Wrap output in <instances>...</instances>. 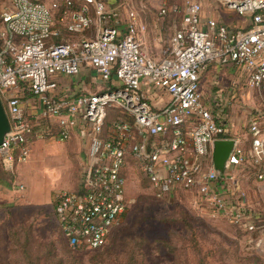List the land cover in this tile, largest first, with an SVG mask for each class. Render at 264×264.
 <instances>
[{
  "label": "built area",
  "instance_id": "built-area-1",
  "mask_svg": "<svg viewBox=\"0 0 264 264\" xmlns=\"http://www.w3.org/2000/svg\"><path fill=\"white\" fill-rule=\"evenodd\" d=\"M223 2L248 25L204 18L202 1L187 0L165 55L156 59L143 44L145 25L134 9L121 25L111 23L116 14L104 0H0V97L11 124L1 163L13 171L26 161L37 135L66 141L76 133L86 144L81 187L55 196V219L70 250L109 242L129 203V161L158 199L192 191L202 211L247 233L264 230L241 184L248 170L264 186V0ZM170 11L179 8L165 5L160 14ZM92 27L95 35L86 37ZM63 32L80 37L56 42ZM212 63L239 72L228 84L231 95L243 86L255 91L260 107L244 122L227 116L225 88L205 97L201 79ZM85 69L96 73L99 90H61L60 76ZM25 84L34 98L29 114L14 93ZM111 111L119 113L113 120ZM38 118L52 127L38 132ZM228 139L237 144L219 174L212 143Z\"/></svg>",
  "mask_w": 264,
  "mask_h": 264
},
{
  "label": "rangeland",
  "instance_id": "rangeland-1",
  "mask_svg": "<svg viewBox=\"0 0 264 264\" xmlns=\"http://www.w3.org/2000/svg\"><path fill=\"white\" fill-rule=\"evenodd\" d=\"M104 1L107 10L116 14L112 24L122 25L130 9L137 12L145 25L140 31L143 44L154 58L160 59L172 33L180 26L181 10L187 0ZM201 1L205 15L213 13L222 22L242 27L249 23L223 0ZM165 5L177 6L179 11L162 16L160 11ZM85 35L94 36L95 27ZM79 37L63 32L55 41ZM214 65L217 64L212 63L201 79L205 97L225 88L221 102L227 104V116L244 122L260 107L255 91L243 86L231 95L228 84L239 72L232 68L235 73L231 74L223 66H218L217 72ZM72 77L58 79L61 90H74L76 81ZM14 93L20 95L24 113L29 114L34 109V98L27 96L23 87ZM117 114L111 111L110 120ZM35 125L38 132L52 127L51 122L40 118ZM30 150L29 158L17 163L13 171L0 166V264H264V230L247 233L222 216L202 211L192 191L177 190L158 199L132 161L125 170L129 203L109 242L98 250L72 251L55 219V196L59 189L81 187L84 139L76 133L66 141L37 135L30 140ZM241 184L249 204L264 223V186L255 182L248 170Z\"/></svg>",
  "mask_w": 264,
  "mask_h": 264
},
{
  "label": "water",
  "instance_id": "water-1",
  "mask_svg": "<svg viewBox=\"0 0 264 264\" xmlns=\"http://www.w3.org/2000/svg\"><path fill=\"white\" fill-rule=\"evenodd\" d=\"M11 131L10 120L6 108L0 97V144L4 141L7 134ZM237 141L235 139L215 140L212 143L213 165L219 174L225 171V164L230 158Z\"/></svg>",
  "mask_w": 264,
  "mask_h": 264
},
{
  "label": "crops",
  "instance_id": "crops-1",
  "mask_svg": "<svg viewBox=\"0 0 264 264\" xmlns=\"http://www.w3.org/2000/svg\"><path fill=\"white\" fill-rule=\"evenodd\" d=\"M213 13H211L209 16L203 14L204 18H213L214 15ZM220 67V65H214V69L215 71H220L218 68ZM96 73L94 71H92L91 69H85L83 73H81L80 75L75 76V86H74V90L75 91H97L99 90L101 87V83L99 78L95 75ZM60 78H73L72 76L68 77H62L60 76ZM2 164L0 163V166ZM2 167V166H1ZM2 179L0 178V198H1V188H2Z\"/></svg>",
  "mask_w": 264,
  "mask_h": 264
},
{
  "label": "trees",
  "instance_id": "trees-1",
  "mask_svg": "<svg viewBox=\"0 0 264 264\" xmlns=\"http://www.w3.org/2000/svg\"><path fill=\"white\" fill-rule=\"evenodd\" d=\"M23 88L25 89V94L27 95V96H32L33 94H32V91L30 90V88L25 84V85H23ZM0 163H1V161H0ZM2 164V163H1ZM2 166V168H4V166H3V164L1 165ZM5 169V168H4ZM5 170H7V169H5ZM259 223L260 224H264L263 222H262V219H261V221H259Z\"/></svg>",
  "mask_w": 264,
  "mask_h": 264
}]
</instances>
